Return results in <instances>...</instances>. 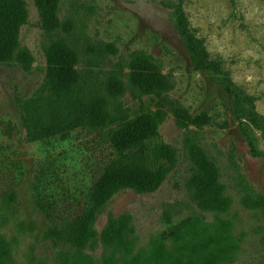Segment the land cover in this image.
<instances>
[{
    "label": "rangeland",
    "instance_id": "rangeland-1",
    "mask_svg": "<svg viewBox=\"0 0 264 264\" xmlns=\"http://www.w3.org/2000/svg\"><path fill=\"white\" fill-rule=\"evenodd\" d=\"M22 2L16 54L0 61V260L150 264L219 250L214 264H264V0L182 1L203 68L178 32V0H59L50 36L35 0ZM51 38L76 52L91 82L120 80L110 105L116 120L28 141L23 103L42 86ZM135 54L158 66L166 92L132 89ZM157 110L153 138L174 149L171 170L153 191L116 192L96 211L88 240L75 251L65 247L56 235L90 204L94 181L114 157L111 129ZM209 168L213 208L192 184L197 169ZM117 222L121 240L108 247L105 231Z\"/></svg>",
    "mask_w": 264,
    "mask_h": 264
},
{
    "label": "trees",
    "instance_id": "trees-1",
    "mask_svg": "<svg viewBox=\"0 0 264 264\" xmlns=\"http://www.w3.org/2000/svg\"><path fill=\"white\" fill-rule=\"evenodd\" d=\"M176 26L184 39L185 48L194 64L203 68L201 55L184 16L182 1L178 0ZM39 7L42 29L52 35L59 27V0H35ZM25 20L22 0H0V61L14 58L18 47L17 36ZM46 63L42 86L23 103V126L28 141L47 137L63 136L79 127L97 128L110 125L116 117L110 105L120 93L122 84L114 77L91 82L77 68L76 52L63 38H51L44 49ZM130 84L140 95L162 94L169 89V81L158 66L141 54L131 59ZM162 111L144 113L133 119L118 121L109 134L110 147L114 157L102 168L92 186L90 204L80 215L69 222L63 233L56 238L73 251L78 250L89 237L88 227L92 225L96 211L116 192L131 189L136 192L155 190L175 164V151L171 145L154 141L155 125ZM215 172L197 169L192 175L197 198L203 205L214 207L209 198L214 194ZM13 198L12 195L8 196ZM121 225L112 223L105 231L103 242L112 247L120 242ZM201 253L184 252L166 261L150 264H214L220 260L219 250ZM0 264H4L0 260ZM108 264H131L118 262L117 258Z\"/></svg>",
    "mask_w": 264,
    "mask_h": 264
}]
</instances>
